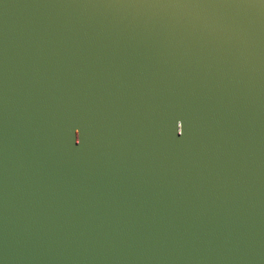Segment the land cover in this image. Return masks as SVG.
<instances>
[{"label": "water", "instance_id": "95a60500", "mask_svg": "<svg viewBox=\"0 0 264 264\" xmlns=\"http://www.w3.org/2000/svg\"><path fill=\"white\" fill-rule=\"evenodd\" d=\"M0 264H264L102 134L0 22Z\"/></svg>", "mask_w": 264, "mask_h": 264}]
</instances>
